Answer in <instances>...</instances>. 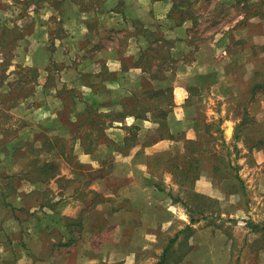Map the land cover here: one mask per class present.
Instances as JSON below:
<instances>
[{"label":"rangeland","instance_id":"rangeland-1","mask_svg":"<svg viewBox=\"0 0 264 264\" xmlns=\"http://www.w3.org/2000/svg\"><path fill=\"white\" fill-rule=\"evenodd\" d=\"M100 1L0 0V264L101 258L111 235L123 259L128 249L125 260L96 264H157L171 241L165 264H264V0H203L195 8L198 0H173L191 7L192 29L179 44L149 27L164 51L185 59L182 67L164 65V82L195 108L186 102V118L177 105L164 123L116 118L143 112L148 101L141 70L131 65L149 42L120 15L98 12ZM201 59L227 67L211 88L195 67ZM202 83V94L190 95ZM90 94L103 103L89 114L93 123L84 110ZM132 134L136 145L119 147ZM130 159L146 197L136 211L120 194L126 168L117 167L121 177L111 182L115 167L107 169ZM46 165L56 178L44 179ZM35 226L43 227L36 235ZM133 234L143 241H128Z\"/></svg>","mask_w":264,"mask_h":264},{"label":"crops","instance_id":"crops-1","mask_svg":"<svg viewBox=\"0 0 264 264\" xmlns=\"http://www.w3.org/2000/svg\"><path fill=\"white\" fill-rule=\"evenodd\" d=\"M190 2H193V1H190ZM195 3L197 5H194ZM202 3H204L203 0L194 1L192 4V8L200 7ZM98 5L99 6H95L96 10L99 12V8H100L101 9L100 13H102V14L106 13L108 19L117 18V16L120 15L121 20L125 24H129V26H130V21L134 20V21H139L140 24H142L144 28L149 29V27L155 26V27L160 29L161 33H163L162 31L164 30L165 33H163V34H164L165 39L167 41L169 40L168 42L172 43V44L183 43V41L185 39H187V37L190 34V31L192 29L191 28L192 26L190 23V17L186 16L187 11L190 13V11H189L190 6L189 7L176 6L173 3V0H101ZM80 6H82V5H80ZM172 10H175L177 12V16L173 15L171 13ZM181 13H183L182 17L180 16ZM181 21H182L181 25H179V24L177 25V23H179ZM124 39H126V38L124 37ZM173 51L176 52L177 50H175V49L172 50V54H175ZM202 52H203V50H201L200 53H202ZM207 52L208 51H206V53ZM221 52L223 54H226L225 50H221ZM208 53L211 55L214 52L212 50H209ZM181 54H183V52H181ZM227 55H229V57H227L226 61L228 62V66H231L235 63V59L230 56L229 51H227V54L225 56H227ZM201 56L202 55H200V58H201ZM202 58H203V56H202ZM184 60H185L184 58H181L178 60L176 59L175 60L176 63H174V65L175 64H176V66L181 65L180 67L185 66V64H187V63ZM195 62H196L195 67H201V68L197 69L199 71L198 74H200V76H202V77H207V79L209 78L208 80L210 81V83L205 85L204 88H206V86L211 88V87H213V85L218 83V81L221 77L220 75L222 73H224L225 70L227 69V67L226 68L221 67L220 64H218V63H216L214 65V64L206 62L205 60L203 61L202 59H201V61H195ZM129 70L131 71V68ZM133 70H136V69H133ZM113 85H116V84H112L110 86H113ZM175 89H177V88H175ZM199 91H200V89H199ZM174 92H175V90H174ZM184 93L181 95V92H178V95H177L178 97H175V95L173 96V101H174L173 107L178 105V110H179L178 112H180V114L184 115V117L186 116V118H187L188 115H191L192 111H189L188 108H186L187 96H185ZM199 94H202L201 91L199 92ZM183 99H184V101H183ZM182 102H183V107H184L183 111H182V107L180 106L182 104ZM188 105H190V108H193L194 112H195V108L191 107V106H193V104H188ZM173 114L175 117H177V120H179V121H181V118H184V117H181L182 115L177 116L175 114V111ZM169 115H170V113H169ZM169 115L166 119L167 121L169 119ZM174 116H173V119H174ZM174 122L176 123L177 121H174ZM143 123H145V122H143ZM177 124H178V122H177ZM123 138H122L121 142L119 143V147H122L124 145ZM158 140H160V139H158ZM158 140L155 141L153 144L154 145L157 144L156 142H158ZM136 147H138V148H136ZM136 147L135 148L138 150L142 149L141 144H138ZM135 155L136 154H134L133 157H135ZM132 159H130L129 161H124V165H117V161H115L116 162L115 166L109 163V164H107V169L111 168L113 170V168L115 167V169L112 171V173L109 172L108 176H110L109 177L110 182H111V180H113L115 178L117 179L118 176L121 177V173H119V175H118L117 171L118 170L122 171L123 167L126 168V172L131 170L130 175L125 174L126 173L125 172L121 177L124 180V184L121 185V187H120L121 188L120 194H123V196L127 200H131L130 205L135 206V207H133L135 209L136 206H138V204L141 205V203H143V199H145L146 197H142V195H141V193L144 192L143 183L142 182L140 183L139 181L136 180L137 174L141 170L139 171L137 169L136 164L133 162ZM117 167L119 168L118 170H117ZM138 193H140V199L135 197ZM141 208L142 207H140L141 214L147 213V211L143 212V210ZM136 210L137 209H135V211ZM46 213H47L46 215L49 214V212H46ZM74 215H76V212L66 213V216L69 218L74 217ZM37 226H40V225H37ZM37 226L33 227V229H32L34 231L33 232L34 234L37 232H41V230L43 229V227H37ZM140 231H142V230H140ZM133 238H136V239H133ZM119 239H120V237H119ZM127 240L131 241V242H133L135 240L142 242L143 236L138 238V235L135 236L133 234L132 236L127 237ZM111 241H112L111 244H113V246L111 247L112 249L108 250L104 254H101L100 255L101 258L96 257V256H94V257L93 256L92 257L87 256L86 257V256L82 255V256L77 257L76 262L74 264H96L99 260L106 262V263H113V262H116L117 260L124 261L126 258V253L129 252L128 249L125 250L126 251L125 255H124L125 258L123 259L122 254H121L122 251H120L118 249V247L116 246V243H118V241L116 240L115 235H111ZM50 242H53V241L51 240ZM48 246H50L49 247L50 249L54 248L53 243H51V245H48ZM28 253L30 254L29 257H32V253L29 250H28ZM54 254L55 255L53 258L55 259V257H57V255H58V253L55 251ZM39 261H42V260H39ZM39 261H37V262H39ZM34 262H36V261H34ZM43 262H48V261H43ZM53 263H55V262L53 261Z\"/></svg>","mask_w":264,"mask_h":264},{"label":"trees","instance_id":"trees-1","mask_svg":"<svg viewBox=\"0 0 264 264\" xmlns=\"http://www.w3.org/2000/svg\"><path fill=\"white\" fill-rule=\"evenodd\" d=\"M253 10L249 11L250 12L249 15L246 14L248 16V18L250 17V14H254L255 11H253ZM182 14L183 13H181V15H180L181 17L183 16ZM181 23H182V21L177 23V25L178 24L181 25ZM130 27L133 28L134 31L139 30L140 33H142L141 37L144 39V41L149 42V44H147L146 46H144V47L140 46L139 47L138 52L136 54V58L133 60V64L131 65L132 66L131 68H133V69L137 68V69L141 70L140 72L142 73V75L140 76V79H144V81H145V82L143 81L144 87H143L142 93L146 96L148 101H146V103L143 105V109H142L143 112L138 113L135 111L136 109H131L129 111L123 110V111H117L114 113L117 115L116 116L117 119H120V118L122 119L129 114L130 116H133L137 120L142 119V120H146V121H148V120L152 121V119H153L154 122L157 121L160 123H164V122H166V119H167L169 113L171 112V109L174 106L173 88L171 86H167V84L164 82V80L166 79V77L164 76V73H165L164 70H167V69H164V65H166L168 62H171L172 64H174V63H176V61H175L176 59L174 58V55L169 50H167V51L163 50L164 44L162 45L160 43V45H158L159 42H162V39H163L162 37H161L162 38L161 39L158 36V34L150 31V29H148V28H144L143 25L140 24L139 21L131 20L130 21ZM151 43L153 44V46H150ZM171 69H172L171 71H173L174 67ZM128 70H129V68H123L122 67L121 72L128 71ZM83 77L88 78L90 76L88 74V75H84ZM104 77L106 78L104 80V82H110L111 83L114 80L113 74H110L109 72ZM50 78L51 77H49V79ZM151 81H155L154 86L152 85L153 83H151ZM203 84L204 83H202L200 85L202 86ZM201 86L200 87H198V86L192 87V88L189 87L190 95H191V92L193 90H195L196 94L198 95L200 92L199 89H201ZM88 87L90 89H92L93 85L88 84ZM254 87H257V86H254ZM86 100L92 101V103L88 102L89 104H87V105L85 104L84 110H85L87 117H88L87 120H90L93 123L94 120L92 118H89V114L92 112V109L96 110L97 108H102L103 103H99V101H97L94 98V96L91 94L87 97ZM115 102L118 103V101H115ZM187 103L188 104L191 103L190 98L187 99ZM165 106L168 108L163 109ZM146 111L147 112H153V113L148 114V115L144 114V113H146ZM104 116L106 117L109 115L105 114ZM114 121H118V120H114ZM132 129L137 130V127L132 126ZM135 136H136V134H132L131 137L126 136L123 138V143H124V145H126L129 148V150H131L136 145L133 143V138H135ZM161 137L162 136L160 135L159 139H161ZM169 137H171V136H169ZM185 142L187 144L191 143L190 140H185ZM194 143H195V141H194ZM119 151H122V149L120 148ZM122 152H124V151H122ZM45 167L46 168L40 169V173L45 176L44 179L56 178L58 176L57 174L55 175L52 172L51 165H46ZM188 172H189V169L180 171V173H182V174H188ZM46 177H49V178H46ZM39 207L40 208L46 207V205L41 204V205H39ZM42 214H44V216H47L46 215L47 213H42ZM68 228H69V225L66 226V230L68 231V233L65 234L64 236L63 235L61 236L64 240H68V238H69L68 236H69L70 231ZM253 228H256V227H253ZM172 243H173V241H171L169 243V245L165 248L163 255H162V259L160 261H158L157 264H165L164 256L166 255V253L171 248ZM69 245H70L69 242H66V243L64 242V244H62L61 246L67 247Z\"/></svg>","mask_w":264,"mask_h":264}]
</instances>
